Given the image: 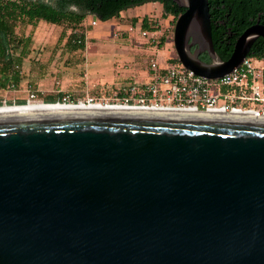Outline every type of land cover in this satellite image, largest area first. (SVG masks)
<instances>
[{"label": "water", "instance_id": "water-1", "mask_svg": "<svg viewBox=\"0 0 264 264\" xmlns=\"http://www.w3.org/2000/svg\"><path fill=\"white\" fill-rule=\"evenodd\" d=\"M172 1L176 59L207 81L264 40L257 21L223 60L208 0ZM0 264H264V115L0 110Z\"/></svg>", "mask_w": 264, "mask_h": 264}, {"label": "rangeland", "instance_id": "rangeland-1", "mask_svg": "<svg viewBox=\"0 0 264 264\" xmlns=\"http://www.w3.org/2000/svg\"><path fill=\"white\" fill-rule=\"evenodd\" d=\"M161 13L159 3L147 2L107 21L88 15L83 26L78 27L87 35L86 42L83 49L77 50H70L63 45L64 40L59 41L63 25L43 21L35 27L18 25L16 31L30 38L21 68L24 76L17 89H0L1 105L26 103L28 90L37 91L39 102L64 97L73 102L88 97L99 100L110 97L117 88L132 81L146 80L151 58L157 57L160 64L176 58L172 16ZM144 15L159 26L154 36L143 38L136 31L128 30ZM91 20L97 24L91 26ZM174 63L180 67L177 61Z\"/></svg>", "mask_w": 264, "mask_h": 264}, {"label": "trees", "instance_id": "trees-1", "mask_svg": "<svg viewBox=\"0 0 264 264\" xmlns=\"http://www.w3.org/2000/svg\"><path fill=\"white\" fill-rule=\"evenodd\" d=\"M147 2L159 3L162 7L161 14L172 16L173 23L185 10L172 0H0V89L9 90L12 85L17 89L24 76L21 68L30 38L23 37L16 31L18 25L35 27L40 21L63 25L59 41L64 40L63 45L70 50L83 49L85 43H72L67 30L83 26L88 15L107 21L118 17L130 7ZM208 6L213 47L223 60L230 56L236 38L246 27L258 19L264 24V0H208ZM140 20L135 25L140 24L144 29L159 28L147 15ZM263 54L264 40L259 37L253 42L248 56L259 57ZM199 58L205 62L210 61L206 52ZM56 101H61V98L47 103ZM16 104L23 105L25 101Z\"/></svg>", "mask_w": 264, "mask_h": 264}, {"label": "built area", "instance_id": "built-area-1", "mask_svg": "<svg viewBox=\"0 0 264 264\" xmlns=\"http://www.w3.org/2000/svg\"><path fill=\"white\" fill-rule=\"evenodd\" d=\"M89 24L95 26L97 21L91 20ZM128 30H134L140 37L146 38L154 36L159 28L144 29L136 24L130 25ZM68 35L72 43L86 42L87 35L81 28H71ZM175 61L177 59H166L165 64H160L157 57L151 58L146 80L121 86L108 98L96 100L88 97L83 101L129 108L264 115V54L259 57L246 56L232 72L208 81L187 70L178 61L180 67L175 66ZM10 88L15 89L13 85ZM37 96V91L28 90L26 103L41 101ZM57 102L73 103L65 97Z\"/></svg>", "mask_w": 264, "mask_h": 264}, {"label": "bare ground", "instance_id": "bare-ground-1", "mask_svg": "<svg viewBox=\"0 0 264 264\" xmlns=\"http://www.w3.org/2000/svg\"><path fill=\"white\" fill-rule=\"evenodd\" d=\"M90 104H87L85 101H79V102H73V103H62V102H54V103H47V102H39V101H33L28 102L23 105L13 104L8 105L4 104L0 106V110L2 109H12V108H23V107H47V106H104V107H124V106H118V105H107L101 102H89ZM129 108V107H127Z\"/></svg>", "mask_w": 264, "mask_h": 264}, {"label": "flooded vegetation", "instance_id": "flooded-vegetation-1", "mask_svg": "<svg viewBox=\"0 0 264 264\" xmlns=\"http://www.w3.org/2000/svg\"><path fill=\"white\" fill-rule=\"evenodd\" d=\"M257 21H259V19H258ZM257 21H256V22H257ZM258 38H259V37H258ZM260 38H262V37H260ZM236 39H237V38H236ZM262 39H263V38H262ZM195 48H196V47H195V46H193V47H192V50H194ZM204 53H205V51H203V52H202V53L199 55V57H200V56H203V55H204ZM247 56H248V55H247Z\"/></svg>", "mask_w": 264, "mask_h": 264}]
</instances>
